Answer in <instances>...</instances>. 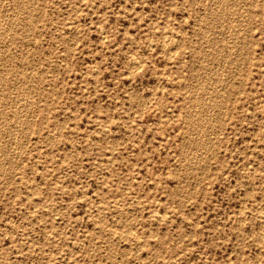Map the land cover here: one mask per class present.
<instances>
[{
  "label": "rangeland",
  "instance_id": "obj_1",
  "mask_svg": "<svg viewBox=\"0 0 264 264\" xmlns=\"http://www.w3.org/2000/svg\"><path fill=\"white\" fill-rule=\"evenodd\" d=\"M263 130L264 0H0V264H264Z\"/></svg>",
  "mask_w": 264,
  "mask_h": 264
},
{
  "label": "bare ground",
  "instance_id": "obj_2",
  "mask_svg": "<svg viewBox=\"0 0 264 264\" xmlns=\"http://www.w3.org/2000/svg\"><path fill=\"white\" fill-rule=\"evenodd\" d=\"M175 51V50H174ZM201 81V80H200ZM219 83V82H218ZM26 97V96H25ZM264 131V130H263ZM262 225V224H261ZM131 231V230H130Z\"/></svg>",
  "mask_w": 264,
  "mask_h": 264
}]
</instances>
